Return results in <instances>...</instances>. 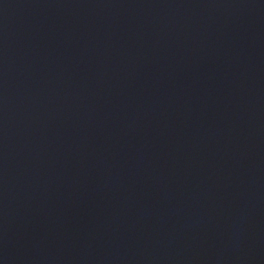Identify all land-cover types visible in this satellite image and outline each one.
I'll list each match as a JSON object with an SVG mask.
<instances>
[{
    "label": "water",
    "instance_id": "1",
    "mask_svg": "<svg viewBox=\"0 0 264 264\" xmlns=\"http://www.w3.org/2000/svg\"><path fill=\"white\" fill-rule=\"evenodd\" d=\"M0 264H264V0H0Z\"/></svg>",
    "mask_w": 264,
    "mask_h": 264
}]
</instances>
